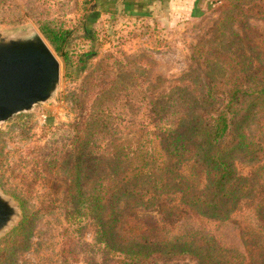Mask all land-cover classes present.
I'll list each match as a JSON object with an SVG mask.
<instances>
[{
	"label": "rangeland",
	"instance_id": "obj_1",
	"mask_svg": "<svg viewBox=\"0 0 264 264\" xmlns=\"http://www.w3.org/2000/svg\"><path fill=\"white\" fill-rule=\"evenodd\" d=\"M30 28L58 58L60 83L48 101L0 123V190L19 208L0 234V264H131L105 250L91 219H68L65 176L76 122L89 115L93 133L86 136L97 154H107L112 144L162 140L158 136L181 116L175 112L183 100L204 104L209 88L219 100L230 88L222 81L227 76L264 71V0H167L145 15L104 0H0V31ZM44 28L70 32L61 53ZM86 52L94 55L83 61ZM251 129L257 134L256 124ZM261 154L258 161L237 162L249 178L248 191L226 220L199 213L175 191L136 211L156 217L161 239L204 241L228 264L259 263ZM179 173L183 187L205 186L193 161ZM22 220L25 228L14 231ZM142 260L137 264H198L164 254Z\"/></svg>",
	"mask_w": 264,
	"mask_h": 264
},
{
	"label": "trees",
	"instance_id": "obj_2",
	"mask_svg": "<svg viewBox=\"0 0 264 264\" xmlns=\"http://www.w3.org/2000/svg\"><path fill=\"white\" fill-rule=\"evenodd\" d=\"M43 32L61 53L70 32L50 28ZM93 55L86 52L81 58L86 61ZM242 72V76L222 80L230 88L219 100L212 88L203 95L204 106L196 100V106L183 100L182 108L175 112L181 116L164 137L158 136L159 141H126L112 144L107 154H97L90 150L86 136L93 133L89 115L80 118L65 176L68 219H91L105 250L131 264L161 254L189 256L198 264H228L222 253L204 241L161 239L156 217L136 208L150 206L163 194L175 191L203 215L230 218L248 191L249 178L239 173L237 162L258 161L264 151V71ZM213 84L211 80L210 87ZM255 124L257 134L251 129ZM188 161L203 174L202 189L183 187L179 180V170ZM24 228L22 220L14 231ZM256 264H264V260Z\"/></svg>",
	"mask_w": 264,
	"mask_h": 264
},
{
	"label": "water",
	"instance_id": "obj_3",
	"mask_svg": "<svg viewBox=\"0 0 264 264\" xmlns=\"http://www.w3.org/2000/svg\"><path fill=\"white\" fill-rule=\"evenodd\" d=\"M59 83L60 62L38 31H0V123L48 101ZM18 215L17 203L0 190V234Z\"/></svg>",
	"mask_w": 264,
	"mask_h": 264
},
{
	"label": "crops",
	"instance_id": "obj_4",
	"mask_svg": "<svg viewBox=\"0 0 264 264\" xmlns=\"http://www.w3.org/2000/svg\"><path fill=\"white\" fill-rule=\"evenodd\" d=\"M165 1L167 0H104V5L111 3L121 8L124 6L125 10H129L130 13L145 15L152 10L155 4Z\"/></svg>",
	"mask_w": 264,
	"mask_h": 264
}]
</instances>
